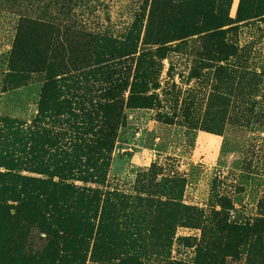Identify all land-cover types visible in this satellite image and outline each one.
I'll list each match as a JSON object with an SVG mask.
<instances>
[{"label":"rangeland","instance_id":"obj_1","mask_svg":"<svg viewBox=\"0 0 264 264\" xmlns=\"http://www.w3.org/2000/svg\"><path fill=\"white\" fill-rule=\"evenodd\" d=\"M0 171V264H264V0H0Z\"/></svg>","mask_w":264,"mask_h":264},{"label":"trees","instance_id":"obj_2","mask_svg":"<svg viewBox=\"0 0 264 264\" xmlns=\"http://www.w3.org/2000/svg\"><path fill=\"white\" fill-rule=\"evenodd\" d=\"M16 160V159H15ZM19 160H16L18 162ZM24 178L20 174L0 171V192L4 190L16 191L17 183ZM1 212V210H0Z\"/></svg>","mask_w":264,"mask_h":264}]
</instances>
